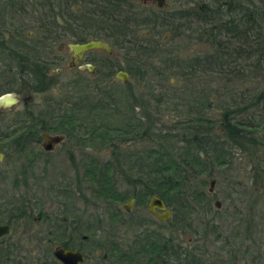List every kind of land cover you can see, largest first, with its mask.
Segmentation results:
<instances>
[{"label": "trees", "instance_id": "16d2710c", "mask_svg": "<svg viewBox=\"0 0 264 264\" xmlns=\"http://www.w3.org/2000/svg\"><path fill=\"white\" fill-rule=\"evenodd\" d=\"M193 1L197 0L189 3ZM199 1L197 11L184 6L168 11L165 7L143 5L139 0H5L0 7L4 14L9 7L17 19L24 15L34 18L35 36L17 27L14 38L18 42L13 45L9 41L13 36L2 28L0 15V52L5 51L10 64L0 75H19L17 87L35 94L77 81L61 82L59 72H52L57 43L98 39L119 52V61L111 62L113 55L103 52L101 74L85 77L72 69V75L93 80L94 87L85 95L70 97L61 92L59 97H45L38 107L32 104L25 110L0 111V150L13 164V176L0 188V200H17V188L24 186L22 190L28 191L27 182L40 162L44 169L50 163L45 156L48 152L38 146L42 131L63 135L59 145L66 139L73 141L66 152L74 168L73 149L90 150L79 163L83 172L76 174L80 191L69 184L70 188L60 191L64 195L62 214L44 212V234L35 239L45 241L43 248L56 237L63 239L68 228L73 242L85 254L81 264H215L207 247L209 237H218L213 213L218 211L217 195L209 178L214 168L233 165L236 154L244 155L245 164L258 173L257 178L264 176V152L262 155L259 151L264 143L258 135L264 123V88L255 95L247 96L248 90L232 95L231 102L221 107L220 117L209 119L198 109L193 115L189 108L184 117H166L170 111L179 113L178 108L186 103L185 94L199 95L201 102L208 100L213 89L200 83L201 78L212 74L222 81V92L233 80L260 78L264 84V68L259 69L261 64L264 66V0ZM162 31L174 36L184 33L207 48L187 56L182 52L183 58L167 49L162 52L156 43L160 40L149 38L153 32L163 39ZM171 54L174 63L166 66L173 60L169 59ZM159 56L158 63H163L158 69L149 60ZM169 66L175 68L177 81L183 83L166 78L173 87L164 84L163 91L155 93L151 78L145 75L147 70L154 69L155 75L164 78L162 69ZM118 70L144 81L145 92L138 87L134 90L130 81L115 84ZM101 80H107V86L101 85ZM192 82L199 88L183 85ZM210 101L211 98L207 106ZM138 106L139 112L135 111ZM2 164L0 161V167ZM83 187L88 193L76 197L75 192L82 193ZM54 189L51 186L47 192L52 194ZM152 195L163 199L170 208L168 221L123 208V202L131 198L135 207H145ZM70 200L74 204L81 201L86 209L94 201L102 205V213L77 215ZM195 220L199 223V237L187 242L184 235L192 232ZM63 244L67 247L66 242ZM35 246L36 250L41 247L37 243ZM45 258L37 254L30 263L47 264ZM53 264L58 262L54 259Z\"/></svg>", "mask_w": 264, "mask_h": 264}, {"label": "rangeland", "instance_id": "374dc122", "mask_svg": "<svg viewBox=\"0 0 264 264\" xmlns=\"http://www.w3.org/2000/svg\"><path fill=\"white\" fill-rule=\"evenodd\" d=\"M0 1L2 2L0 6L2 9L5 0ZM15 1L17 2V0ZM189 1L190 0H176L175 2H173L170 0H161L160 7H165L168 11H172V9L184 6L185 8L193 7L194 9L192 11H197L195 8L199 9V4L201 2L197 0L196 2L193 1L189 3ZM258 4L262 5L261 2H258ZM13 8L15 9L14 6ZM5 13L6 14L0 13L1 16L3 15V17L1 18V26L2 28H5L6 33L9 32L12 34V41L16 40V38L14 37H16L17 35V31H15L17 27L20 28L22 32H29L30 35L35 36L33 34V32L36 31V26L33 20L34 18L30 17V15H24L18 17L19 19H17V16L13 15L9 7L7 8V11ZM162 35H164L163 39H161L162 37L157 38V36L152 32L151 35L149 34V38L152 41L156 39L160 40L161 44L158 45L161 50L163 49L162 52L167 49L174 54H178V56L181 58H183L181 56L183 55L182 52H184L187 56L188 54L202 53L207 48V45H204L201 42H197L196 39H191L192 37L186 36V34L184 33L180 36H174L170 32L164 31ZM5 39H9V34H6ZM12 44L14 45V43ZM57 45L58 43L56 44V46ZM56 46H54L56 58H53L55 62H53L51 66L52 72L55 70L56 72H59L58 79H60L61 82L73 81L72 79H74V81H77L73 84L69 83L63 87L60 86V88L59 86H57L53 90H50L43 94H34L33 92H27L24 94L21 93V100L24 97L27 98L29 95H31V102H34L32 104L35 107L43 103L45 97H51L54 95L59 97V94H61V92H65V94L69 95L70 97H78L80 94L85 95L84 93H88V91H90L94 87L93 80H83L80 77H77V75H72L73 70L68 67V62L70 61L71 53L66 50V47L63 49V47L57 46L56 48ZM156 51L158 52L157 48ZM113 52L117 56L119 55V52L115 49ZM158 53H161V51ZM60 56H62V60L60 59ZM117 56L115 57V60L119 61V57ZM171 57L173 58V60L171 59ZM169 59L171 60L165 63L166 66L173 65V54L170 55ZM149 61H151L152 66H157L158 69L159 66L161 68V64L163 63H158V61H160V56L159 59L157 58ZM261 65L259 69L264 68V66ZM9 67V58L7 57L5 51H1L0 73L2 72V70H8ZM153 70L154 69H149L150 72L147 70L145 75H149V77L151 78L150 85L152 86V90H154L155 93L163 91L164 84L165 86L169 85L170 88L173 87L170 85V83H168V81H166V78L167 80H171V82H176V84L183 83L182 81H177L179 77L177 78V76H175V68H173L172 66H169V68L162 69V75H164V78H160L158 76L159 74L155 75V73H153ZM262 73H264V71H262ZM4 75H14V73L6 72ZM214 75L216 74H212L208 78H201L202 80L200 83L201 85L205 84L208 88L213 89L212 92H210V94L206 98L208 100L209 98H211L209 106H207L206 104L208 100H202L203 102H201V98L199 95L185 94L186 103H184L178 108L179 113L170 111L169 113H167L168 117L166 118L168 119L169 117H184L186 114H188V108L193 115V112L198 109V111H201L200 113H202L203 116H206L209 119L214 117H220V111L222 110L221 107L231 102L230 97H232V95L236 96L238 92H246V90H248L246 92L247 96L248 94L255 95L259 91H261L262 88H264L263 80L260 78H250L248 80L241 81L239 79L233 80L229 84H226L225 90L223 89L224 92H222V81H219L218 78H216V76ZM241 75H243V72H241ZM85 77L88 76L85 75ZM114 80L116 81L115 84H119L122 82L117 77H115ZM129 81L131 82V84H133L132 86L134 90H136L138 87L139 91L145 92L146 89L144 81L139 82L136 78H133L130 75L128 76V82ZM106 83H108L107 80H101L100 82V84L103 86H107ZM183 85L187 86V88L190 89H195V87L197 86L199 88L200 86L198 84H194L193 82L191 84L187 83ZM2 92L3 89L0 90V93ZM204 95L201 96L203 99ZM22 101H20L15 107H13L14 111L23 109L24 103ZM138 108L139 106L135 107V111L139 112ZM8 120L9 117L4 118L5 124L2 125L3 128H5L6 121ZM259 134L262 136V140L264 143V123L261 124V128L259 130L258 135ZM72 142V140L68 141L66 139L63 144L56 146L53 151L48 152L47 155H45L46 158L50 161V163L44 169V167L42 166L43 163L40 162L36 170L32 172V178L27 182L28 191L20 190L17 188V199L23 198L31 200L34 209V215L40 213V211H43L46 214L49 211H52V214H62L64 195H61L63 192L60 191L64 190V188L67 187L70 188L69 184L70 186H72L73 189L80 191V186H78L76 183V174H81V172H83L79 163H82L84 161V157L87 155L88 152H90V150H83L79 148L73 149V160H76V165L74 168L72 165V161H70L69 157H67L66 152L67 146ZM41 145L42 142L38 146L41 147ZM259 151L260 154L264 152V145L259 148ZM1 162H3V166L0 167V188H3L5 183H8V181H10V177L13 176V164L8 160H5V158H3ZM232 163L233 165H229L228 167H226V169L225 166H222V168H214V170L212 171V176L209 178L210 181L212 179L215 180L213 185V191L217 195L216 200H219L221 205L219 208H217V212H213L217 217L216 222L218 225V230L216 234L218 235V237L213 238L211 236L208 238V251L214 258L215 264H264V176L261 177L260 175L257 178L256 175L258 173L252 171L250 164H245L246 159L242 154L234 155ZM261 168L264 172V164L261 165ZM18 169L19 167L17 168V172L19 171ZM255 176L256 182L254 181ZM51 186H53L55 189L54 191H52V194H49L48 192L50 191H48V189H50ZM84 191L85 190L83 187L82 193L75 192L76 197L77 195H86L88 193ZM3 193L4 192H1L2 195ZM9 193L10 190L6 192V196ZM227 194H230V197ZM88 201L89 200H87V202ZM70 202L69 204L73 205V207L75 208L74 212L77 215L86 214V217L87 214L90 213H102V205H97L94 201H90L91 203H88V209H86V207L82 205L81 201H77V204H74L72 200H70ZM125 203L126 202H123V204ZM131 209L135 211L136 215L149 214L147 209V203L145 207H140V209L135 207L133 203ZM149 215L152 216L151 213ZM199 230V223L197 220H195L193 223L192 232L187 231V233H185L184 235L186 241L189 242L188 240L199 237ZM42 234H44V232ZM30 241V247H32V245L35 246V243L42 246V244H44L45 242L43 239L36 240V242L35 239ZM61 243L62 238L56 237V240L54 242H51L48 246H52V248H54L55 246L57 247V245H60ZM34 250H36V248ZM34 254L30 256H33Z\"/></svg>", "mask_w": 264, "mask_h": 264}, {"label": "flooded vegetation", "instance_id": "af4514ba", "mask_svg": "<svg viewBox=\"0 0 264 264\" xmlns=\"http://www.w3.org/2000/svg\"><path fill=\"white\" fill-rule=\"evenodd\" d=\"M142 2L143 5H148V6H153V7H160L161 6V0H143L139 1ZM163 3V2H162ZM15 13L17 14L16 10ZM15 14V15H16ZM12 41V40H9ZM6 39V43L9 42ZM14 44L17 43L18 41H12ZM155 42V41H154ZM157 44H161L160 42L156 41ZM69 43L64 44L60 43L58 47H63V49L66 47V50L69 51L70 54V61L72 58V51L69 49ZM111 47V46H110ZM111 54L108 55H113L110 58V62L115 60V54L114 56V50L111 47ZM106 53L105 51L102 50H94L91 49L90 51H86L82 54V57L80 59V63L76 62L74 66H69L68 62V67L70 69H76L79 70L81 73L84 75L89 74L91 75H96V74H101L102 72L100 69L103 66L100 67L102 62V54ZM107 54V53H106ZM62 57V56H61ZM17 63V60L15 61ZM109 62V63H110ZM86 65V64H91L94 66L93 71H88V70H83L81 71L78 66L80 65ZM17 66H15V69ZM117 73V71H116ZM115 73V75H116ZM128 73V72H127ZM128 75H130L128 73ZM19 76V75H17ZM17 76L16 75H0V88L3 89V92L0 93V95L4 93H14L17 98H19V101H22L24 103L23 109L25 110L26 108H30L33 102H31L32 98L31 95H29L27 98L24 97L21 100V93H29V89H24L17 87ZM0 89V90H1ZM34 93V92H33ZM35 94V93H34ZM30 101V102H29ZM17 103V104H18ZM17 104H15L13 107H15ZM8 108L5 110H0L3 113H11L15 112L18 110L14 111V108ZM41 143V142H40ZM47 152V151H45ZM4 154V153H3ZM5 157V155H4ZM25 188L24 186H19L18 189L22 190ZM17 189V190H18ZM134 199V198H133ZM134 203V202H133ZM132 207V206H131ZM131 207L129 210L125 209L124 206L123 208L129 212L131 210ZM42 214V215H40ZM43 216H45L43 211H40V213L34 215V209L32 206V202L29 199H17V200H0V226H7L8 228V233L0 235V264H31L30 263V258L33 260L37 259V254H43L45 255V259L47 260V264H53L54 259L58 262V264H63L58 258L54 256V251L57 248H62V249H71L75 251H80L83 255V261L85 259V254L82 250L77 248L76 243L73 242L72 233L70 235L69 230L67 228V231L64 233V238L62 239V243L60 245L55 246L52 248V246H48L44 248L46 249V252L44 253V248L41 246L37 250H34L36 246L30 247V242L29 240L36 239L37 236L39 237L43 232V226L41 225L42 221L44 220ZM153 216V215H152ZM155 217V216H154ZM40 222V223H39ZM40 225H39V224ZM68 226V224H66ZM82 239L85 240L86 236L83 235ZM66 242L67 247H63ZM69 243L72 245L74 244L75 246L72 247ZM49 245V244H47ZM71 246V247H70ZM35 253V254H34ZM25 254V255H24ZM34 254L33 256H30ZM29 256V258H28ZM21 258V259H20ZM20 259V260H19ZM44 259V258H42ZM44 263V261H43ZM83 263V262H82ZM81 264V263H80Z\"/></svg>", "mask_w": 264, "mask_h": 264}, {"label": "water", "instance_id": "95a60500", "mask_svg": "<svg viewBox=\"0 0 264 264\" xmlns=\"http://www.w3.org/2000/svg\"><path fill=\"white\" fill-rule=\"evenodd\" d=\"M69 49L72 51V58L69 62V66H74L76 62L80 63V59L82 57V54L86 51H90L91 49L94 50H102L105 51L107 54H111L112 50L110 47V44L107 41L104 40H98V39H90L82 43H71L68 44ZM81 71L88 70L93 71L94 66L91 64L86 65H80L78 66ZM128 73L123 70H119L116 73V77L120 79L123 83L128 82ZM31 98V97H30ZM19 101V98L14 93H4L0 95V110H5L8 108L13 107L15 104H17ZM42 137V147L45 151H53L57 145H59L62 140H64V136L60 134H50L47 131H42L41 133ZM4 158L3 152L0 150V161H2ZM214 181H211V188H213ZM134 202V199H130L127 203H125L123 206L125 209L129 210V208L132 206ZM221 205L220 201H216V207L219 208ZM149 213L151 215L155 216L158 220L166 222L171 218V210L166 205L163 199L156 195H152L148 201L147 205ZM8 233L7 226H0V235ZM54 256L58 258L63 264H80L83 262V255L80 251H75L71 249H62L57 248L54 251Z\"/></svg>", "mask_w": 264, "mask_h": 264}]
</instances>
